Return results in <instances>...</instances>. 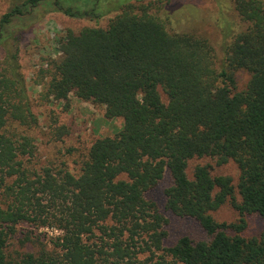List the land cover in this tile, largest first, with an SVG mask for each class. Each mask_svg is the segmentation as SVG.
<instances>
[{"label":"trees","instance_id":"1","mask_svg":"<svg viewBox=\"0 0 264 264\" xmlns=\"http://www.w3.org/2000/svg\"><path fill=\"white\" fill-rule=\"evenodd\" d=\"M8 1L0 16V264H134L141 255L144 264H264V232L242 234L246 216L264 220V0L233 1L241 29L221 30L220 60L205 38L168 32L154 3L104 9L103 0H81L79 9L63 0ZM40 8L94 22L115 13L105 28L65 31L49 62L46 99L72 94L122 120L117 134L93 142L77 176L29 168L31 139L7 133L11 124H36L13 33ZM238 73L248 75L240 90ZM192 159L232 162L237 180L208 165L189 176ZM165 173V211L193 220L199 238L164 245L166 221L146 194ZM225 204L236 222L213 218ZM17 235L27 250L12 256Z\"/></svg>","mask_w":264,"mask_h":264},{"label":"rangeland","instance_id":"2","mask_svg":"<svg viewBox=\"0 0 264 264\" xmlns=\"http://www.w3.org/2000/svg\"><path fill=\"white\" fill-rule=\"evenodd\" d=\"M127 0H103L101 5L114 9L118 4ZM129 1V0H128ZM127 1V2H128ZM234 0H141L142 3H154L151 12L164 21L165 27L170 33L193 34L205 38L214 50L215 58L220 60V50L223 42L221 30L231 27L234 31L241 29L233 22L236 15L233 10ZM131 4L135 1L130 0ZM167 3L166 8H160ZM64 6L83 9L81 0H63ZM9 6L8 0H0V16ZM103 8V7H102ZM115 15L108 14L100 21L69 19L60 13L47 12L40 8L30 16L16 22L13 36L17 39L18 59L21 73L24 77L25 87L32 114L36 124L31 127H20L11 124L7 127L8 134L24 135L31 139L34 146L33 156L30 159L29 168L39 170L42 167H52L59 170H67L77 176L80 166L84 161L88 149L99 138L113 137L122 127V120H107L104 118V110L90 102L78 100L72 94L64 102L48 100L45 98L44 85L49 80V62L57 59L56 47L65 31L77 33L85 27L105 28L108 20ZM3 51L0 48V63ZM237 87L243 89L248 81L246 73H238ZM166 103V98L161 94ZM27 158V157H26ZM196 165L210 166L213 175L229 176L234 182L238 177V169L232 163L217 166L209 159H192L188 162L187 174L190 176ZM170 177L165 173L157 186L146 194V199L155 203L158 212L164 217L166 223L163 230L166 233L165 246H170L179 237L188 235L197 239L202 235L197 224L188 218H178L165 211L164 190L170 185ZM218 222L233 223L238 217L229 204H225L212 214ZM246 228L242 232L246 238L259 237L264 232V220L253 214L245 218ZM19 227V230L24 229ZM22 232V230H21ZM37 233H45L47 237L56 235L48 229H41ZM14 238V246L8 249V254L27 250L20 248ZM145 255L138 256L134 264H144Z\"/></svg>","mask_w":264,"mask_h":264}]
</instances>
